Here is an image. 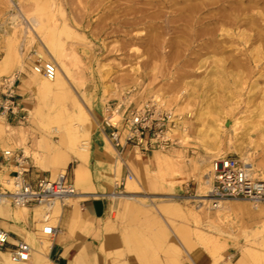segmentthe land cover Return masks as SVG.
I'll list each match as a JSON object with an SVG mask.
<instances>
[{
    "label": "rangeland",
    "instance_id": "rangeland-1",
    "mask_svg": "<svg viewBox=\"0 0 264 264\" xmlns=\"http://www.w3.org/2000/svg\"><path fill=\"white\" fill-rule=\"evenodd\" d=\"M262 2L0 0V78L15 74L19 78L28 64L40 85L35 68L40 67L44 79L42 67L48 61L59 72L62 91L41 100L34 119L36 128L55 144L59 134L45 130L44 118L57 117L59 124L67 119L76 122L75 102L82 106L90 132L103 127L107 105L123 97L137 106L156 99L181 116L182 126L173 132L178 145L158 151L166 158L152 173V188L131 175L119 185L122 178L117 177L116 192L124 193L126 182L136 183L133 197L124 193L127 197L110 198L114 248L102 250L103 264H168L172 257L168 237L176 240L182 224L193 236L198 225L213 242L220 238L219 257L242 253L254 262L264 261V201L260 215L248 201H231L234 210L222 225L214 221L215 211L198 209L197 199L191 197L198 194L211 161L219 156L241 161L247 156L253 177L264 180ZM229 14L238 16V25L223 19ZM51 82L54 85L58 78ZM65 110L71 113L64 119ZM1 116L5 122L7 115ZM33 118L25 110L18 124L30 126ZM23 153L28 160L29 155L37 158L27 148ZM172 185L187 191L172 196L167 190ZM162 205L179 209L181 217L170 219L160 210ZM255 249L261 253L252 254ZM181 250L176 260L189 264Z\"/></svg>",
    "mask_w": 264,
    "mask_h": 264
},
{
    "label": "crops",
    "instance_id": "crops-1",
    "mask_svg": "<svg viewBox=\"0 0 264 264\" xmlns=\"http://www.w3.org/2000/svg\"><path fill=\"white\" fill-rule=\"evenodd\" d=\"M23 68L24 71L19 73L15 86L17 114L8 113L5 122L3 116H0L2 117L0 183L14 176L18 169L14 159L3 157V151L11 150L16 154L27 148L31 153H37L36 159L29 155L27 178L30 182H35L40 177L53 179L58 174L66 172L67 180L73 183L79 195L53 209V224L57 231L50 237L41 236L39 233L42 209L0 205V230L6 231L9 235L7 246L0 251V255L3 253V256H0V264H10L11 258L8 252L20 241L26 242L31 247L30 258L23 262L24 264H103L102 250L111 251L114 248L112 238L114 221L111 217L113 202L110 199L111 191L114 193L116 190L115 185L113 186L114 179L125 178L128 174L134 177L136 182L144 179L147 188L151 187L155 180L152 173H156L159 160L164 161L166 155L158 150L146 151L130 145H126L118 154L108 138L107 130L100 127L90 132V123L88 124L90 147L87 153H81L77 149L76 134L65 129V124L70 119L59 124L56 123L57 117L51 120L46 115L43 125L45 130L51 131L50 128L56 124L59 126L60 132H57L59 143L55 144L48 133L36 128L34 119L40 114L41 100H44L49 93L62 91V80L58 74V82L54 85H46V79L41 78V69L37 66L35 76L40 80L39 85L28 64ZM14 69L17 70V65H14ZM1 99L0 87V102ZM76 104H74L75 108ZM25 110L34 118L32 125L24 127L18 124L17 119ZM70 113L65 110L64 119L67 115L70 116ZM75 113L78 115L77 109ZM26 128L29 129L28 133H25ZM136 182L130 184L126 182L124 193L133 197L131 193ZM167 190L170 195L176 197L182 196L187 191L185 186L178 185L167 187ZM160 210L169 215L170 219L171 215H181L179 209L168 205L160 206ZM193 232L197 240L188 225L182 224L177 229L176 240L168 237L169 253L172 254L168 264H179L176 258L181 255V247L187 259L191 258L196 264H264V261L254 262L252 258L242 253L222 255L220 259L218 256L220 251H212L214 242L210 236L202 230L200 232L198 225H195ZM158 237L161 239V235ZM255 250L257 252L252 254L261 253L260 250Z\"/></svg>",
    "mask_w": 264,
    "mask_h": 264
},
{
    "label": "built area",
    "instance_id": "built-area-1",
    "mask_svg": "<svg viewBox=\"0 0 264 264\" xmlns=\"http://www.w3.org/2000/svg\"><path fill=\"white\" fill-rule=\"evenodd\" d=\"M43 76L49 80L55 77L54 64L45 62L42 67ZM17 74L3 76L0 80L2 99L0 115L17 114L15 101V83ZM102 126L107 130L108 138L114 149L120 153L126 145L136 149L166 151L178 145L173 132L181 125V116L163 107L159 101L149 99L140 106L134 105L127 97L111 102L105 108ZM117 117L116 120L113 118ZM24 118V116H23ZM3 157L16 161L18 169L14 176L0 183V205L17 208H42L39 233L41 236H53L57 228L54 226L52 211L56 205H64L74 198L77 189L67 180V174H58L55 178L40 177L35 182L27 178L29 172L28 157L23 152L14 154L11 150H4ZM211 186L203 201L197 205L208 210L219 208L226 200H245L252 204L264 201V180L253 177L251 169L235 156H219L210 163L209 171ZM127 177L122 178V185ZM9 242L6 231L0 230V251ZM31 254V247L20 241L14 249L8 252L11 259L25 262Z\"/></svg>",
    "mask_w": 264,
    "mask_h": 264
},
{
    "label": "bare ground",
    "instance_id": "bare-ground-1",
    "mask_svg": "<svg viewBox=\"0 0 264 264\" xmlns=\"http://www.w3.org/2000/svg\"><path fill=\"white\" fill-rule=\"evenodd\" d=\"M261 1H264V0H261ZM263 3V2H262ZM264 4V3H263ZM256 6V5H255ZM189 8H190V6H189ZM240 8V7H239ZM226 13V12H225ZM232 14V13H231ZM231 14H229V15H226V17H223V19L224 18H226L225 20L226 21H228V23H230L231 25H235V24H237L238 25V21H237V19H238V16L237 15H231ZM150 15V14H149ZM31 18V17H30ZM31 20V19H30ZM201 20L203 21V20H205L204 18H201ZM32 21V20H31ZM34 22V21H33ZM32 22V23H33ZM35 23V22H34ZM125 23V22H124ZM126 24V23H125ZM129 24V23H128ZM29 28V27H28ZM229 35V34H228ZM242 35H243V33H242ZM198 38V37H197ZM245 38V37H244ZM247 41V40H246ZM22 53V52H21ZM62 60V59H61ZM220 61V60H219ZM48 62H50V61H48ZM50 63H52V64H54V66H55V69H56V74H55V77L52 79V80H49V79H47V78H45L46 79V85H50L52 82L51 81H53L54 79L56 80L57 78H58V74H59V72L57 71V67H56V65H55V63H53V62H50ZM62 65H64L63 64V62H62ZM156 100V99H155ZM159 103H160V101H159ZM76 104V103H75ZM161 104V103H160ZM76 109H77V113H78V117H76L75 119H77V123L76 122H72V119H70V120H68L67 122H66V124H65V129L66 130H68L69 132L70 131H72L73 133H75L76 134V140H77V149L81 152V153H87L88 152V150H89V147H90V144H89V128H88V126H87V123H88V119L86 118V117H84V114H83V108H82V106H80L78 103L76 104ZM1 116V115H0ZM1 118L2 117H0V126H1ZM116 118L117 117H115L114 116V120H116ZM181 121V125H179L180 127L182 126V120H180ZM234 127V126H233ZM261 127V126H260ZM261 129V128H260ZM50 130L51 131H54V132H60V130H59V126H58V124H56V125H53L51 128H50ZM263 130V129H262ZM65 133V132H64ZM70 136V135H69ZM72 140V139H71ZM240 150V149H239ZM159 151V150H158ZM117 152V151H116ZM237 152H238V149H237ZM118 153V152H117ZM224 153V152H223ZM119 154V153H118ZM249 158L247 157V156H242V162L243 163H245L250 169H251V173H252V171H253V169H252V167L250 166V164H249ZM207 173V172H206ZM207 175V174H206ZM253 175V174H252ZM128 177L125 179L126 181H128ZM133 179H135V178H133ZM116 180H117V178H115L114 179V181H113V186L115 185V182H116ZM210 186H211V179H210V175L208 174V177L204 180V181H202V182H200V185H199V187H198V194L197 195H195L194 197L197 199V201L199 202V200L198 199H200L201 201H203V200H205L204 199V196H206V192L208 191H205V188L206 187H208V188H210ZM78 193V192H77ZM79 195V194H78ZM110 195L112 196V198H116V197H119V196H123V197H127L124 193H122V192H116L115 190H114V193L111 191V193H110ZM196 201V200H195ZM231 201H239V200H226V201H223V202H221V204H220V206H219V208H217V209H215V210H211V211H215L216 212V214H215V217H214V221L215 222H217V223H219V224H222V225H225V222H227L229 219H230V215H231V211H233L234 210V205H232L231 204ZM245 201V200H244ZM56 206H58V205H56ZM55 206V207H56ZM241 206H242V203H241ZM240 206V204H239V206L238 207H241ZM251 206H252V208L253 209H255V210H259L258 212H257V214L258 215H260L261 213H263V211H262V207H260L259 206V204H252L251 203ZM54 207V208H55ZM198 209H201V208H205L206 209V207H204V206H196ZM243 207V206H242ZM241 207V208H242ZM246 207V206H245ZM260 207V208H259ZM14 208H17V207H14ZM38 208H40V207H38ZM40 209H42V208H40ZM236 209V208H235ZM239 209V208H238ZM248 209V208H247ZM246 209V210H247ZM250 209V208H249ZM206 210H208V209H206ZM240 210V209H239ZM242 210V209H241ZM251 210V209H250ZM249 210V211H250ZM254 210V211H255ZM242 212V211H241ZM241 212H238L237 211V213H240V214H242ZM253 212V211H252ZM247 214V213H246ZM249 214V213H248ZM251 214V213H250ZM256 214V215H257ZM252 215V214H251ZM256 215H255V217H256ZM254 216V215H253ZM263 216V215H262ZM246 217H247V215H246ZM254 218V217H253ZM257 218H258V216H257ZM244 221V220H243ZM221 233V232H220ZM220 238H219V240H215V242H214V244H213V247H212V251H214V252H219L220 251ZM43 243H45V242H43ZM45 245V244H44ZM43 247V246H42ZM44 249V248H43ZM42 250V249H41ZM41 252V251H40ZM44 252V251H43ZM1 255L3 256V253H1ZM0 255V256H1ZM8 259V258H7ZM193 260L190 258V260H189V264H196V263H194V261L192 262ZM8 262V261H7ZM9 263L10 264H24L23 262H20V261H16V260H9Z\"/></svg>",
    "mask_w": 264,
    "mask_h": 264
}]
</instances>
